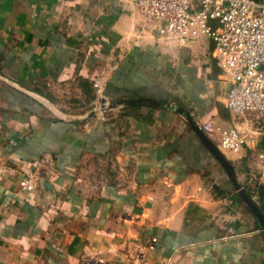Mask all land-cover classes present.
Masks as SVG:
<instances>
[{
	"label": "crops",
	"instance_id": "crops-1",
	"mask_svg": "<svg viewBox=\"0 0 264 264\" xmlns=\"http://www.w3.org/2000/svg\"><path fill=\"white\" fill-rule=\"evenodd\" d=\"M97 79L106 108L140 102L102 110ZM230 86L209 38L170 44L137 0H0V264H264L263 228L186 114L253 131ZM263 145L223 151L247 191ZM47 153L55 174L23 192Z\"/></svg>",
	"mask_w": 264,
	"mask_h": 264
},
{
	"label": "built area",
	"instance_id": "built-area-1",
	"mask_svg": "<svg viewBox=\"0 0 264 264\" xmlns=\"http://www.w3.org/2000/svg\"><path fill=\"white\" fill-rule=\"evenodd\" d=\"M146 20L176 47L202 37L212 41L218 64L230 76L226 106L235 117L251 118L256 127L244 132L238 125L205 123L204 130L222 151L238 152L251 140L264 141V0H137ZM105 82L94 81L99 100ZM256 135V136H255ZM259 179H264V145L257 152ZM56 172L52 154L42 155L20 182L25 193L35 192L46 176ZM252 199L259 204V196Z\"/></svg>",
	"mask_w": 264,
	"mask_h": 264
},
{
	"label": "water",
	"instance_id": "water-1",
	"mask_svg": "<svg viewBox=\"0 0 264 264\" xmlns=\"http://www.w3.org/2000/svg\"><path fill=\"white\" fill-rule=\"evenodd\" d=\"M103 108L102 110H106L108 108H114L122 104H135L139 103L140 100H123L117 101L110 104L107 108L105 106L106 100L105 98L102 99ZM189 121L200 136L201 140L204 144L208 147L211 153L216 157V159L222 164L226 172L228 173L230 179L232 180L238 194L240 195L241 199L251 208L252 212L256 216L259 224L264 230V212L261 210L260 206L252 199V197L248 194L247 190L238 182L236 172L234 166L230 162V160L226 157L224 152L218 147V145L208 136V134L194 121V119L186 113Z\"/></svg>",
	"mask_w": 264,
	"mask_h": 264
},
{
	"label": "trees",
	"instance_id": "trees-1",
	"mask_svg": "<svg viewBox=\"0 0 264 264\" xmlns=\"http://www.w3.org/2000/svg\"><path fill=\"white\" fill-rule=\"evenodd\" d=\"M247 192L251 197H253L255 194H258L260 200L259 206L264 212V184H259L256 186L254 191L251 192L248 190Z\"/></svg>",
	"mask_w": 264,
	"mask_h": 264
},
{
	"label": "rangeland",
	"instance_id": "rangeland-1",
	"mask_svg": "<svg viewBox=\"0 0 264 264\" xmlns=\"http://www.w3.org/2000/svg\"><path fill=\"white\" fill-rule=\"evenodd\" d=\"M97 105H98V107H101V105H102L101 100H99V103Z\"/></svg>",
	"mask_w": 264,
	"mask_h": 264
}]
</instances>
